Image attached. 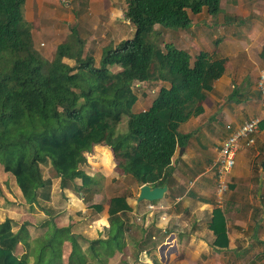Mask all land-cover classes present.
<instances>
[{"label": "trees", "instance_id": "16d2710c", "mask_svg": "<svg viewBox=\"0 0 264 264\" xmlns=\"http://www.w3.org/2000/svg\"><path fill=\"white\" fill-rule=\"evenodd\" d=\"M26 1L0 0V163L14 175L24 202L41 206L51 201L52 179L42 168L49 164L63 190L90 203L102 190L104 177L92 175L82 164L96 145L111 147L116 172L138 185L170 184L176 150L191 137L179 128L204 111L226 60L206 50L193 56L163 41L156 26L189 28L191 14L207 8L217 15L221 0H126L125 17L135 26L134 35L104 48L99 64L85 53V39L76 27L58 44L54 58H45L26 21ZM148 82L161 85L151 104L135 111L138 84ZM125 116L127 129L122 131ZM90 207L102 209L99 204ZM109 214V226L94 239L77 235L72 225H55L50 237L34 240L28 223L14 230L13 219L0 220V264H31L32 258L33 264H62L66 243L71 246L68 264H111L118 253L117 264H137L147 245V229L131 234L136 223L126 195L112 198ZM20 245L25 247L22 254Z\"/></svg>", "mask_w": 264, "mask_h": 264}, {"label": "crops", "instance_id": "0c3cea01", "mask_svg": "<svg viewBox=\"0 0 264 264\" xmlns=\"http://www.w3.org/2000/svg\"><path fill=\"white\" fill-rule=\"evenodd\" d=\"M220 5L216 16L204 8L191 14L189 28L173 32L183 41L177 47L192 55L206 50L224 58L225 70L208 92L204 111L179 128L191 137L172 159L174 172L164 198L139 201L138 185L135 201H129L132 214L137 220L143 218L141 224L135 219L131 234L138 236L142 226L147 229V245L137 264H264V122L255 144L238 152L221 204L216 172L229 134L227 126L236 127L264 114V95L258 84L264 72V0H221ZM67 198L60 215L72 217L68 225L74 233L76 225L85 223L83 234L98 238L109 226V205L96 215L83 216L81 210L94 207L85 205L71 189ZM144 206L147 209L142 213ZM116 256L115 264L121 254Z\"/></svg>", "mask_w": 264, "mask_h": 264}, {"label": "rangeland", "instance_id": "374dc122", "mask_svg": "<svg viewBox=\"0 0 264 264\" xmlns=\"http://www.w3.org/2000/svg\"><path fill=\"white\" fill-rule=\"evenodd\" d=\"M81 3L86 5L82 6ZM126 9V0H27L24 13L26 21L32 27L35 46L45 58L52 60L58 44L67 40L71 35L72 28L76 27L82 38L85 39V53L93 55L99 64L104 48L115 46L134 35L135 26L125 17ZM204 22L206 25L209 24L206 19ZM156 27L163 31L161 37L163 41L172 40L176 46L183 45L181 37L175 36L177 31L173 34L175 30L181 29H165L159 25ZM208 27L210 26L208 25ZM210 31L208 29V32ZM65 61L71 65L75 64L72 59H65ZM114 69L118 70L119 68L114 66ZM160 85V82L138 84L140 98L134 110L140 111L147 108L157 94ZM127 123L128 117L125 116L120 124L122 131L127 129ZM116 164L112 148L106 145H96L91 152L85 154L82 167L92 175H102L104 179L102 180L103 188L95 195L94 199L90 203L84 201L88 207L99 204L102 209L97 210L94 207V210H90L92 213L89 209L86 212L81 210V215H96L97 212L106 209L108 205L110 209V202L116 196L126 195L128 202L135 201L138 183L131 177L118 174L115 170ZM42 168L45 177L52 179V199L48 202L43 201L41 206L38 204L31 206L24 202L14 175L5 172L0 163V220L13 219L14 230H18L22 223H28V230L34 240L40 236L50 237L55 225L67 226L71 217L66 213L60 215L62 214L60 211L68 203L69 189L61 188V179L55 175L51 165L44 164ZM130 206L132 207L131 204ZM43 207L51 210V215L46 213ZM144 207L142 213L147 209ZM133 216L137 220L135 214ZM141 219L137 220L140 224L142 223ZM84 229L85 223L75 226L77 235L89 238L83 234ZM35 244L33 242V245ZM24 249L25 247L20 245L18 254H22ZM70 250V244L66 243L62 250V264H68ZM117 259L118 256L111 259V263L115 264ZM33 262L32 258L31 264Z\"/></svg>", "mask_w": 264, "mask_h": 264}, {"label": "built area", "instance_id": "2783aa9c", "mask_svg": "<svg viewBox=\"0 0 264 264\" xmlns=\"http://www.w3.org/2000/svg\"><path fill=\"white\" fill-rule=\"evenodd\" d=\"M258 84L264 95V72L261 74ZM262 122H264V114L261 117L246 120L236 127L232 125L227 126L229 134L222 144L216 164L217 194L220 204L223 203L225 193L229 189L227 175L236 164L238 152L244 147L255 144L256 134Z\"/></svg>", "mask_w": 264, "mask_h": 264}, {"label": "water", "instance_id": "95a60500", "mask_svg": "<svg viewBox=\"0 0 264 264\" xmlns=\"http://www.w3.org/2000/svg\"><path fill=\"white\" fill-rule=\"evenodd\" d=\"M262 167L264 172V161L262 163ZM167 190H168L167 184L164 186H157V187H154L153 185L148 183L143 184L140 187L138 200L157 201L163 199Z\"/></svg>", "mask_w": 264, "mask_h": 264}]
</instances>
